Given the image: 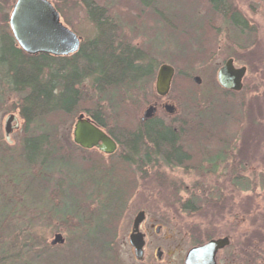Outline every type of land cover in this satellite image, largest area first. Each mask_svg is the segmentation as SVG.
<instances>
[{
  "label": "trees",
  "instance_id": "trees-1",
  "mask_svg": "<svg viewBox=\"0 0 264 264\" xmlns=\"http://www.w3.org/2000/svg\"><path fill=\"white\" fill-rule=\"evenodd\" d=\"M52 1L61 14L58 3ZM80 1L95 24L96 33L84 39L79 49L70 55L27 53L14 37L9 15L5 13L4 27L0 29V83H7L10 91L20 98L27 128L35 125V132L24 140L28 164H38L43 171L56 164L69 165L81 175L70 185L71 194L58 208L63 215L60 224L68 229V243L62 246L51 244L53 248L67 247L69 250L48 254V264H121L116 248L117 233L137 188V184L130 183V168L123 166L128 164L127 160L117 153L105 157L94 149L98 155L87 164L83 155L86 149L76 144L75 149L68 150L61 142L60 124L72 114H86L121 146H129L132 155L145 147L146 158L152 159L154 155V159H167L177 165H186L198 158L202 161L209 159L213 164L211 171H216L222 155L231 149L242 130L246 116L245 91L221 88L200 96L195 91V83H173L169 93L172 102L166 99V103H159L160 96L156 91L157 102L144 103L141 98L145 82L154 79L157 73L154 59L149 58L142 48L119 38L122 22L133 23L132 12H138L137 8L147 6L154 10L157 0H139L141 4L137 8L120 2L122 0H115L112 6L103 0ZM191 1H195V9L199 11L195 15L192 12L193 21H178L163 11L154 10L155 22L166 29L179 52L175 55L178 60L174 55L170 57L177 70L175 79L183 73L184 67L202 63L212 56L215 44L212 27L217 17L232 15L238 22L242 15L238 10L227 9L219 0ZM183 47L196 50V55L185 56L180 52ZM184 72L189 73L188 70ZM87 79H92L88 93L82 87ZM164 110L171 115L178 116L179 113L177 129L152 116V113H163ZM134 114H138L141 120L132 126L129 116ZM176 116L174 120H177ZM116 158L121 162H115ZM237 169L233 168V184L251 188L254 181L237 175ZM210 199L211 196L207 200ZM181 208L192 214L202 209V201L193 195ZM1 224L5 226L4 222ZM18 233L22 235L23 232ZM20 235L3 239L0 264H11L15 257H23L25 246H31L26 241L19 244ZM201 243L194 242V245ZM14 249L19 252L12 253Z\"/></svg>",
  "mask_w": 264,
  "mask_h": 264
},
{
  "label": "rangeland",
  "instance_id": "rangeland-1",
  "mask_svg": "<svg viewBox=\"0 0 264 264\" xmlns=\"http://www.w3.org/2000/svg\"><path fill=\"white\" fill-rule=\"evenodd\" d=\"M55 1L62 11L61 20L81 36L82 40L95 35L96 26L80 0ZM114 1L103 0V3L112 6ZM229 1L232 9L245 15L249 28L234 27L230 19L221 20L217 17L212 27L215 32L212 56L202 63H191L189 67H184L189 73L183 70L177 80L175 68L172 85L195 83V91L200 96L218 91L223 88L218 80V69L228 58L233 57L239 66H247L243 87L246 116L242 130L234 139L231 149L222 155L223 159L217 163L216 171H211L213 164L209 159L202 161V158L186 165L160 163L154 167L138 169L131 164L123 165L130 168V183L137 184V188L117 233L116 248L121 264H184L185 255L194 246V242L202 241L203 244L211 238L223 236H229L231 244L219 251V264H264V0ZM15 2L16 0H0V29L4 27L5 13L10 16ZM120 2L133 5L134 8L141 4L139 0ZM194 2L157 0L155 7L158 9L154 10L163 11L178 21H193V15L199 14ZM149 8L143 6L137 8L139 13L132 12L133 23L122 22L119 39L142 48L149 58L154 59L157 73L154 79L146 80L141 99L147 104L154 100L163 104L166 99L171 101V98L170 92L168 97H155L158 71L164 63L174 66L170 57H176L179 52L166 29L155 22V11ZM185 33L189 35V32ZM183 48L179 51L184 52L185 56L196 55V50ZM196 76L201 77L200 84L195 81ZM91 81L92 79H87L83 83L82 87L87 93L91 88ZM138 97L139 95L136 96L137 101ZM19 100L7 83H0V245L3 239L23 232L18 236V243L26 241L31 246H25L22 249L23 257H15L11 264H48V254L69 250L67 247L53 248L51 244L58 233L65 240L54 245L68 243V229L60 224L63 215L58 212V208L64 205V200L71 194L70 185L75 179H80L81 175L75 167L69 165L56 164L43 171L38 164H28L24 140L35 132V125L31 124L27 128ZM106 107L110 108L107 104ZM164 111L158 112V116L177 129L179 113L176 116ZM10 114H15L18 120L11 124L13 130L10 139H7L5 126ZM79 115L81 114L70 115L59 126V139L68 150L76 148L73 131ZM174 116L178 117L177 120H174ZM129 118L132 119V126L141 120L138 114ZM72 154L74 155L73 152ZM97 155L89 153L84 161L90 164ZM114 161L121 162L118 158ZM235 167H238L237 175L254 181L256 188L253 189L255 184L251 188L235 186L232 182ZM33 179H37L36 182ZM212 193L221 194V200L220 196L215 197ZM193 195L201 199L202 209L190 214L181 205ZM210 196L211 199L207 200ZM141 210L146 213L141 229L148 233L143 260L136 258L130 244L133 222ZM2 222L5 226H2ZM157 228L160 229L159 232ZM158 248L163 251L161 259L156 255ZM18 252V249H14L12 253Z\"/></svg>",
  "mask_w": 264,
  "mask_h": 264
},
{
  "label": "water",
  "instance_id": "water-1",
  "mask_svg": "<svg viewBox=\"0 0 264 264\" xmlns=\"http://www.w3.org/2000/svg\"><path fill=\"white\" fill-rule=\"evenodd\" d=\"M9 23L19 45L30 54L45 52L55 55H70L79 49L82 37L67 27L51 0H16L10 14ZM247 67L236 68L233 59L219 70L218 80L222 87L240 91L243 88V78ZM175 68L168 63L160 66L157 76L156 89L158 94L166 96L172 85ZM195 81L200 84L202 79L196 76ZM153 114V113H152ZM15 114H10L6 120V136L10 139L13 130L11 124L17 121ZM74 141L85 148L99 147L102 151L112 153L117 148L116 141L95 121L84 114L78 116L73 132ZM146 213L141 210L136 215L130 243L134 248L136 258L143 260L145 256L146 236L141 230ZM160 229L157 228V232ZM62 234H56L52 244L64 242ZM231 244L229 236L212 238L203 244L192 246L186 253L184 264H219L218 253ZM157 257L162 258L163 251L157 249Z\"/></svg>",
  "mask_w": 264,
  "mask_h": 264
},
{
  "label": "flooded vegetation",
  "instance_id": "flooded-vegetation-1",
  "mask_svg": "<svg viewBox=\"0 0 264 264\" xmlns=\"http://www.w3.org/2000/svg\"><path fill=\"white\" fill-rule=\"evenodd\" d=\"M222 4H224L225 6H226V8L227 9H229V10H237V9H232L231 8V3H230V1L229 0H219ZM226 15V14H225ZM227 16V15H226ZM233 16L231 15H228L227 17H218V18H220L221 20H228V19H230V21H231V23H233V25H234V27H237V28H240V29H244V28H249V21L246 19V17H245V15H243V13H242V15L240 16V17H238V22H237V20H235L234 21V19L232 18ZM246 25V26H245ZM229 59H233V63H234V65H235V67L236 68H240V67H243V66H239L238 64H237V62H236V60L233 58V57H230V58H228L224 63H223V65L218 69V72H219V70L227 63V61L229 60ZM245 66V65H244ZM247 67V66H246ZM218 72H217V76H218ZM244 78H245V76H244ZM244 78H243V83H244ZM169 114V113H168ZM170 115V114H169ZM154 118L156 117L160 122L162 121L164 124H167L166 123V121L165 120H163V118H161L160 117V115L158 116V113H153V115H152ZM143 119H144V117H143ZM151 119H153V118H151ZM106 131V130H105ZM107 132V131H106ZM108 133V132H107ZM109 134V133H108ZM110 135V134H109ZM111 136V135H110ZM112 137V136H111ZM113 138V137H112ZM115 141H116V143H117V148L115 149V151L114 152H112V153H107V152H104V151H102L99 147H97V146H94L93 148H84V149H86L85 150V153H83L85 156L88 154L89 155V153L91 154V153H96V152H94V151H99L101 154H103V155H105L106 157L108 156V155H113V154H116L117 153V155H119V156H121V155H123V158H126V162L128 163V164H131L132 166H134V167H137V169L139 168V167H146V166H149V167H154V165H156V164H160V163H171L170 161H167V159L165 160V159H154V155H152V159H150V158H146L147 157V155H146V152H144V150H146L145 149V147H143V150H142V148L141 149H138L139 150V153L138 154H136V153H134L133 155L132 154H130V148H129V146H127V145H125L124 147L123 146H121L118 142H117V140L115 139V138H113ZM80 146V145H79ZM82 147V146H81ZM94 149H97V150H94ZM87 153V154H86ZM131 157H133V158H131ZM88 158H90V157H88ZM144 233H145V236H146V238H147V231H143ZM147 243V242H146Z\"/></svg>",
  "mask_w": 264,
  "mask_h": 264
}]
</instances>
